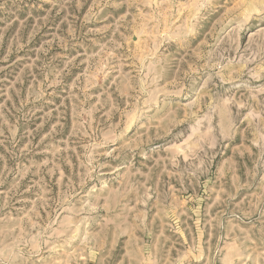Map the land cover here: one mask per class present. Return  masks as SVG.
<instances>
[{
    "label": "rangeland",
    "instance_id": "1",
    "mask_svg": "<svg viewBox=\"0 0 264 264\" xmlns=\"http://www.w3.org/2000/svg\"><path fill=\"white\" fill-rule=\"evenodd\" d=\"M0 264H264V0H0Z\"/></svg>",
    "mask_w": 264,
    "mask_h": 264
}]
</instances>
